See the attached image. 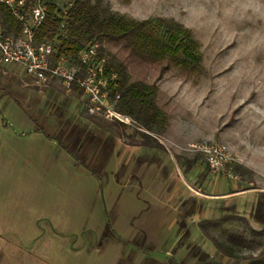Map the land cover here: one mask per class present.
<instances>
[{"label": "rangeland", "instance_id": "rangeland-1", "mask_svg": "<svg viewBox=\"0 0 264 264\" xmlns=\"http://www.w3.org/2000/svg\"><path fill=\"white\" fill-rule=\"evenodd\" d=\"M102 1L126 18L182 23L199 44L200 71L185 74L172 62H143L118 43H100L126 63L131 80L158 86L168 125L162 133L144 129L160 145L146 147L132 146L133 126L88 113L81 96L58 81L37 84L21 67L0 63V188L14 202L16 221H67L68 264H198L205 255L209 264H248V258L223 261L198 223L234 213L255 230L264 227V0ZM42 122L71 148L81 143L89 164L110 151L97 165L99 176L57 150L54 138L35 129ZM204 139L227 145L237 178L211 174L190 150ZM193 158L201 170L189 180L185 169ZM241 187L257 192L256 199L251 192L219 195ZM161 194L169 204L182 201L177 221H161ZM153 221H161L159 238ZM105 225L112 239H102ZM223 228L212 232L240 233L243 224ZM254 239L241 255L255 257L264 248V237ZM178 242L190 252L200 249L194 262L180 261L181 249L166 255Z\"/></svg>", "mask_w": 264, "mask_h": 264}, {"label": "trees", "instance_id": "trees-1", "mask_svg": "<svg viewBox=\"0 0 264 264\" xmlns=\"http://www.w3.org/2000/svg\"><path fill=\"white\" fill-rule=\"evenodd\" d=\"M53 5L36 30L34 42L39 43L44 39L57 38L55 46L56 54L66 53L74 55L84 43L96 39L101 42H114L122 46L129 55L143 62H172L185 74L198 73L200 71L201 52L198 42L193 38L189 28L182 23L162 16L147 17L144 19L126 18L125 16L110 9L109 5L102 0H74L67 11L65 24V36H58L59 17L53 13ZM0 22L3 26L4 35L16 36L21 30V24L12 15L10 10L0 4ZM104 52V48H100ZM107 56L106 69L116 73V78L109 83L111 97H116V108L122 113L131 116L138 125L148 132H163L168 125L166 113L157 104L158 86L155 82L143 80H131L126 63L118 59L114 53L104 52ZM80 96L81 90L73 87L70 92ZM122 128L126 124L115 121ZM36 130H41L49 138L59 141L63 149L72 154L80 164L84 165L92 173L99 176L97 168L101 166L110 151H106L101 163H87L83 152V145L78 140L73 148L71 143L64 138L54 135L46 122L36 123ZM137 137L132 135V142L144 146H160L159 143L148 133L134 128ZM74 144V143H73ZM195 159H191V164ZM190 164V165H191ZM98 165V166H97ZM236 163H233V169ZM187 167L186 170H188ZM259 212H257L258 214ZM241 221L243 230L240 233H227L220 237L212 230L224 229L223 226L231 221ZM201 234L209 239L215 250L221 255L232 259H249L248 264H264V248L258 255H241L243 248H251L256 237H264V227L255 230L249 221L239 214H223L215 219H203L198 223ZM110 231L104 233L107 239ZM195 248L196 246H192ZM198 252H201L197 248ZM195 252L197 257L199 254ZM202 254H204L202 252ZM210 259L204 256L198 264H209Z\"/></svg>", "mask_w": 264, "mask_h": 264}, {"label": "built area", "instance_id": "built-area-1", "mask_svg": "<svg viewBox=\"0 0 264 264\" xmlns=\"http://www.w3.org/2000/svg\"><path fill=\"white\" fill-rule=\"evenodd\" d=\"M74 0H0L21 24L18 35H4L0 22V63L21 67L37 84L58 81L71 92L73 87L81 90L85 109L92 115L117 121L144 131L129 115L116 108V97L109 93V83L116 73L106 69L107 56L98 40L84 43L74 54H56L58 39H44L34 42L37 28L45 18L49 6L59 17L58 36H65L67 11ZM190 150L198 152L204 159L211 174H223L237 178L231 167L235 158L224 143L201 140L190 144Z\"/></svg>", "mask_w": 264, "mask_h": 264}, {"label": "crops", "instance_id": "crops-1", "mask_svg": "<svg viewBox=\"0 0 264 264\" xmlns=\"http://www.w3.org/2000/svg\"><path fill=\"white\" fill-rule=\"evenodd\" d=\"M54 140L56 141H54L55 146L59 150L61 145L57 139ZM132 144V146H144L135 142H132ZM139 161L143 162V160ZM200 170L201 168H198V162L195 160L188 170L185 169L186 177L189 180L195 179ZM248 192L253 193V197L256 199L257 192L242 187L234 191L222 192L219 195L223 196L222 198L232 197L233 199V196ZM6 193L8 192L4 188H0V264H68L65 261V255L71 248L70 239L66 234L68 230L67 221H16L17 211L10 208V206H14V202L9 198L7 199ZM206 194L211 195L208 192ZM168 200L164 199L161 194V221H171L173 223L182 215V201L177 200L169 204ZM161 221H153L155 228H157L155 234L157 238L161 237ZM181 228H177L175 243L181 237ZM107 230L110 231L107 240L112 239L113 233L106 225L102 232V239ZM180 245L178 242L172 252L166 250V255L175 257L178 250L181 249L178 259L188 263L194 262L197 259L194 252H190L187 247ZM225 258L226 256H223L221 259L224 261Z\"/></svg>", "mask_w": 264, "mask_h": 264}]
</instances>
